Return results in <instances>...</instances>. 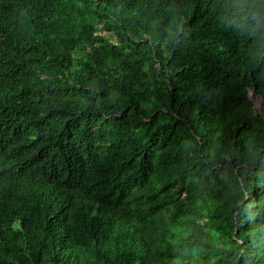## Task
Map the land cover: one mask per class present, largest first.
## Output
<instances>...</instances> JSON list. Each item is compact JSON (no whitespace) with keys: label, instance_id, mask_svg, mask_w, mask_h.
Returning <instances> with one entry per match:
<instances>
[{"label":"trees","instance_id":"1","mask_svg":"<svg viewBox=\"0 0 264 264\" xmlns=\"http://www.w3.org/2000/svg\"><path fill=\"white\" fill-rule=\"evenodd\" d=\"M264 0H0V264H264Z\"/></svg>","mask_w":264,"mask_h":264},{"label":"water","instance_id":"2","mask_svg":"<svg viewBox=\"0 0 264 264\" xmlns=\"http://www.w3.org/2000/svg\"><path fill=\"white\" fill-rule=\"evenodd\" d=\"M250 98L254 102L255 107L258 109L260 114L264 115V99L262 97H259L255 89L252 91Z\"/></svg>","mask_w":264,"mask_h":264}]
</instances>
